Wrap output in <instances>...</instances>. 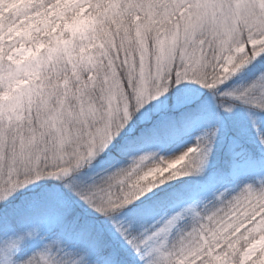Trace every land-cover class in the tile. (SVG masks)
<instances>
[{"label": "snow or ice", "instance_id": "1", "mask_svg": "<svg viewBox=\"0 0 264 264\" xmlns=\"http://www.w3.org/2000/svg\"><path fill=\"white\" fill-rule=\"evenodd\" d=\"M0 264H264V0H0Z\"/></svg>", "mask_w": 264, "mask_h": 264}]
</instances>
